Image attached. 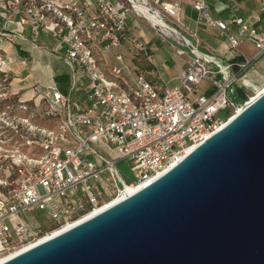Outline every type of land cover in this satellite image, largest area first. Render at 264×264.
<instances>
[{
    "label": "built area",
    "instance_id": "1",
    "mask_svg": "<svg viewBox=\"0 0 264 264\" xmlns=\"http://www.w3.org/2000/svg\"><path fill=\"white\" fill-rule=\"evenodd\" d=\"M133 1L0 0V13L21 32L29 27L33 35L43 32L55 40L51 51L68 67L71 91L79 88L82 77L87 79L82 101L54 84L45 86L42 94L35 82L31 88L39 96L37 102L18 97L0 110V255L80 221L120 197L125 185L138 186L162 174L251 98L246 93L247 99L237 102L234 95L236 86L249 88L244 77L253 60L232 63L203 51L195 32L176 26V0H155L154 5L139 0L162 20L161 25L149 24L173 41L177 54L187 56L177 75L179 84L160 87L148 80L120 51L127 43L151 62L127 24L128 13L142 16ZM192 7L197 23L218 28L230 48L247 40L264 52V29L236 15L221 25L206 0H195ZM229 22L237 25L236 34ZM113 49L115 63L105 70L100 50ZM3 62L0 56V65ZM36 119L37 126L32 122ZM119 160L130 161L131 180L115 167ZM34 210L52 220L51 232L43 235L49 225L21 219Z\"/></svg>",
    "mask_w": 264,
    "mask_h": 264
},
{
    "label": "water",
    "instance_id": "2",
    "mask_svg": "<svg viewBox=\"0 0 264 264\" xmlns=\"http://www.w3.org/2000/svg\"><path fill=\"white\" fill-rule=\"evenodd\" d=\"M0 264H264V88L160 176Z\"/></svg>",
    "mask_w": 264,
    "mask_h": 264
},
{
    "label": "crops",
    "instance_id": "3",
    "mask_svg": "<svg viewBox=\"0 0 264 264\" xmlns=\"http://www.w3.org/2000/svg\"><path fill=\"white\" fill-rule=\"evenodd\" d=\"M154 5L155 0H148ZM157 3H168L173 0H157ZM178 2V22L177 27L182 31H193L199 38V47L203 51L214 54L222 60L237 63L244 58L252 59V67L247 71L245 77L249 88L254 86L253 81L258 75L264 73V52L258 51L255 46L247 40H242L236 49L229 47L224 36L220 34L218 28L198 24L196 21V11L192 7L195 0H176ZM208 10L211 16L219 24H223L231 19L233 15L242 17L250 25L264 29V0H206ZM139 17L132 13L127 14V24L131 33H134L145 45L150 55L151 62H148L141 52L134 47H124L123 51L132 62L131 65L138 70L143 71L146 78L157 86L173 83V86L179 84L177 75L184 66L187 59L186 55H179L174 49V43L170 38H163L154 30L147 27ZM230 32L237 33V25L228 23ZM163 42L172 51L171 56L166 59L161 46ZM38 44L39 47L34 46ZM55 46V40L46 33L40 32L38 36L33 35L29 27H25L21 32V27L16 26L14 22L8 21L0 13V56L4 58L3 67L8 71L11 81V92L18 93L23 100H32L36 102L39 96H35L31 85L35 82L41 86L42 94L44 87L50 84L56 85L58 90L71 95L76 101L84 99L83 82H87L85 77L80 80V86L75 91L70 90L69 69L62 61L52 53ZM172 48V49H171ZM116 49L107 51L100 50V61L105 70H108L115 63L114 53ZM162 52V53H161ZM131 54H136L131 56ZM177 55L179 63L174 61ZM175 62L174 74L169 81H164L160 74L158 62ZM236 67V66H234ZM244 77V78H245Z\"/></svg>",
    "mask_w": 264,
    "mask_h": 264
},
{
    "label": "rangeland",
    "instance_id": "4",
    "mask_svg": "<svg viewBox=\"0 0 264 264\" xmlns=\"http://www.w3.org/2000/svg\"><path fill=\"white\" fill-rule=\"evenodd\" d=\"M133 15H135V17H139L142 20V23H144L147 27H149L150 29L154 30L156 33H158V29L157 28H153L149 22L142 16L135 14V12H130ZM161 51L163 52L164 56L166 57V59H168L169 56H171L172 51L170 50V48L163 42L162 46H161ZM172 49V48H171ZM173 51H175V49H173ZM161 52V53H162ZM175 55V54H174ZM172 57L174 59V61L176 63H179V58H177L178 56L175 55ZM173 62V61H172ZM172 62H158V66L160 69V74L161 77L164 81H169L168 79L170 77L173 76L175 70V62L172 64ZM247 82L249 81L246 77L244 78ZM254 86L251 88L248 87H244L243 90L246 91V93L251 96L254 97L258 91L260 89H262V85H264V73L263 75H258L255 80L253 81ZM173 83H168V85H172ZM246 85V84H244ZM115 89H118L117 87H115ZM198 91L201 90V87H198L197 89ZM19 97L18 93H14L11 92V81H10V77L8 74V71L5 70V68L3 67V65H0V110L3 108V106L5 105L4 103H8V102H12L15 101L17 98ZM229 112V109H224L222 111V115H227V113ZM34 125L37 126V119L32 121ZM41 125H45L44 121H42L40 123ZM28 149V148H27ZM112 159H115V156L111 157ZM115 167L117 168V170L127 179L131 180L133 175L132 172L130 171V167H131V163L128 160H119L116 162ZM105 176H107V174L105 173ZM30 218V221L33 223H35L36 221H39L41 223V225L46 226L49 225L48 227H45L42 229V233L43 235L49 233L52 231V228L50 227V225H52V220L48 219L46 214L42 211H29L26 214H24L21 219H25L26 221H28V219Z\"/></svg>",
    "mask_w": 264,
    "mask_h": 264
},
{
    "label": "bare ground",
    "instance_id": "5",
    "mask_svg": "<svg viewBox=\"0 0 264 264\" xmlns=\"http://www.w3.org/2000/svg\"><path fill=\"white\" fill-rule=\"evenodd\" d=\"M133 5H134V8L139 11V13L142 15V17H144L148 22H159L160 25L162 23V20L160 19L159 16H157L156 14H153L151 13L149 10H148V6L147 5H144L142 4L139 0H134L133 1ZM264 88V85H262V89ZM260 89L258 91V93L262 90ZM253 97H251L250 99H252ZM249 99V100H250ZM193 147H189V148H186L184 150V152L181 154V156H178L177 157V160L175 162H178L185 154H188L191 149ZM167 169V168H166ZM160 174L156 175V176H160ZM155 178V177H154ZM154 178H151L149 180H147L146 182L138 185V186H135V185H132V186H129V185H125L124 188H123V191H122V194L120 197H118L116 200H113L111 203L99 208V209H95L93 212H91L90 214H88L87 216H85L84 218H82L80 221L76 222V223H73V224H68V225H65L63 226L62 228L52 232L51 234H47L46 236H43L41 237L38 241L36 242H32V243H29L27 245H24L22 247H20L19 249H16L15 251L13 252H9L7 254H3V255H0V263L10 259L11 257L27 250L28 248L40 243V242H43L44 240H47L48 238L52 237V236H55L69 228H71L72 226L78 224L79 222H82L84 220H86L87 218L91 217V216H94L95 214L101 212L102 210H105L106 208L112 206L113 204H115L116 202L122 200L123 198L127 197L128 195H131L133 194L134 192H136L137 190H139L140 188H142L144 185L148 184L149 182H151Z\"/></svg>",
    "mask_w": 264,
    "mask_h": 264
},
{
    "label": "trees",
    "instance_id": "6",
    "mask_svg": "<svg viewBox=\"0 0 264 264\" xmlns=\"http://www.w3.org/2000/svg\"><path fill=\"white\" fill-rule=\"evenodd\" d=\"M234 98L237 102H243L247 99L246 92L243 90L242 87H235V95Z\"/></svg>",
    "mask_w": 264,
    "mask_h": 264
}]
</instances>
